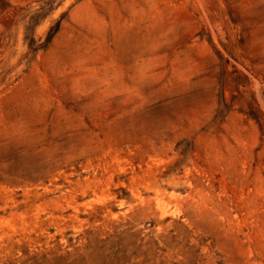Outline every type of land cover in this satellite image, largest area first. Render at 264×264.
Here are the masks:
<instances>
[{"label": "rangeland", "instance_id": "1", "mask_svg": "<svg viewBox=\"0 0 264 264\" xmlns=\"http://www.w3.org/2000/svg\"><path fill=\"white\" fill-rule=\"evenodd\" d=\"M0 264H264V0H0Z\"/></svg>", "mask_w": 264, "mask_h": 264}]
</instances>
